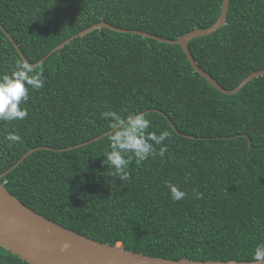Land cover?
Returning a JSON list of instances; mask_svg holds the SVG:
<instances>
[{
	"label": "trees",
	"instance_id": "trees-1",
	"mask_svg": "<svg viewBox=\"0 0 264 264\" xmlns=\"http://www.w3.org/2000/svg\"><path fill=\"white\" fill-rule=\"evenodd\" d=\"M222 0H0V24L26 60L102 20L176 40L217 20ZM198 66L233 89L264 69V0H230L225 24L188 42ZM0 29V73L21 61ZM24 120L0 121V174L36 147L68 148L112 128L101 113L147 112L167 152L129 166L103 163L108 135L66 151L39 150L0 179L37 214L89 239L173 261L252 262L264 242V75L224 95L179 45L106 28L70 41L36 67ZM169 119V121L167 120ZM178 131L177 133L174 128ZM9 133L19 142L5 139ZM157 153L159 146H156ZM167 182L188 193L173 201ZM204 194L196 200L193 190ZM0 264H29L0 247Z\"/></svg>",
	"mask_w": 264,
	"mask_h": 264
},
{
	"label": "water",
	"instance_id": "water-1",
	"mask_svg": "<svg viewBox=\"0 0 264 264\" xmlns=\"http://www.w3.org/2000/svg\"><path fill=\"white\" fill-rule=\"evenodd\" d=\"M230 0H222L220 13L211 26L204 29H195L185 33L176 40L161 38L149 33L137 30H126L106 24L103 20L94 24L78 34L68 38L64 42L57 45L46 56L35 63H30L23 56L18 45L12 37L3 29H0L10 40L18 55L22 60L27 61L33 67L39 66L54 52L61 50L70 41L78 37L87 36L96 29L106 28L118 33H129L142 37L153 39L170 45H179L186 56L193 71L206 80L219 93L224 95H234L239 92L252 79L264 75V69L254 71L246 76L233 89H225L221 87L213 78L203 71L192 57L187 44L192 39L207 36L221 28L226 21ZM148 111H146L147 113ZM169 121V119L167 118ZM170 122V121H169ZM173 127L172 123H170ZM174 128V127H173ZM176 131V129L174 128ZM111 131V129L109 130ZM95 137L87 142L70 146L68 148L54 149L51 147H36L27 151L23 156L9 169L0 174V179L9 174L13 169L18 167L29 155L39 150L49 151H66L83 147L93 142L99 141L109 132ZM179 133L178 131H176ZM68 243L69 247L61 251V245ZM0 247L4 250L18 256L29 264H252V262H236V261H193L188 259H180L178 261L150 257L140 253H134L125 250L120 246L108 245L89 239L72 230H69L45 217L37 214L30 208L23 205L16 197H14L6 187L0 183ZM256 264H264V261L256 262Z\"/></svg>",
	"mask_w": 264,
	"mask_h": 264
},
{
	"label": "clouds",
	"instance_id": "clouds-1",
	"mask_svg": "<svg viewBox=\"0 0 264 264\" xmlns=\"http://www.w3.org/2000/svg\"><path fill=\"white\" fill-rule=\"evenodd\" d=\"M45 79L43 70H37L27 61L17 62L10 72L0 73V121L24 120L28 116L26 104L29 99V89L39 90L44 87ZM101 116L112 125L107 133L109 139L108 150L103 155V163L107 168L111 166L109 176L118 178L121 183L130 179L129 166L135 161L137 165L158 154L163 157L167 152L164 143L170 136L167 130L159 134L149 131L152 121L143 111L127 112L122 116L114 110L103 111ZM6 140L19 142L21 137L15 133H9ZM156 146H159L157 153ZM169 194L173 201L183 200L188 193L181 190L172 182H167ZM196 200L204 198V194L193 190ZM69 247L68 243L61 245V251ZM264 261V242L258 243L253 249L252 264Z\"/></svg>",
	"mask_w": 264,
	"mask_h": 264
},
{
	"label": "rangeland",
	"instance_id": "rangeland-1",
	"mask_svg": "<svg viewBox=\"0 0 264 264\" xmlns=\"http://www.w3.org/2000/svg\"><path fill=\"white\" fill-rule=\"evenodd\" d=\"M117 246H120V245H117ZM121 247V246H120Z\"/></svg>",
	"mask_w": 264,
	"mask_h": 264
},
{
	"label": "bare ground",
	"instance_id": "bare-ground-1",
	"mask_svg": "<svg viewBox=\"0 0 264 264\" xmlns=\"http://www.w3.org/2000/svg\"><path fill=\"white\" fill-rule=\"evenodd\" d=\"M12 254V253H11ZM14 255V254H13Z\"/></svg>",
	"mask_w": 264,
	"mask_h": 264
}]
</instances>
